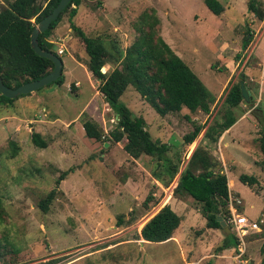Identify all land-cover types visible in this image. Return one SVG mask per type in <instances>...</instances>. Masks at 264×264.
<instances>
[{
  "label": "rangeland",
  "instance_id": "1",
  "mask_svg": "<svg viewBox=\"0 0 264 264\" xmlns=\"http://www.w3.org/2000/svg\"><path fill=\"white\" fill-rule=\"evenodd\" d=\"M125 1L82 0L71 21L86 36L124 50L137 37L134 22L152 9L142 4L125 8ZM217 1L224 8L219 16L208 10L204 0H157L160 8H154L161 21L158 34L215 96L210 115L182 109L161 117L131 86L120 102L133 116L144 117L153 140L169 146L167 158L172 163L179 159L178 175L200 146L214 160L215 171L226 174L229 197L241 200L238 212L253 221L264 220V157L259 149L264 121L258 122L264 116V55H258L264 49V18L258 20L247 12L249 0ZM258 1L264 11V0ZM69 21L65 13L49 37L55 52V42L63 40V84L0 105V264L50 260L55 264H259L264 256V223L243 243L238 241L243 245L241 257L238 245L216 252L226 235L235 237L230 213L229 234L223 229H207L200 206L188 196H174L173 179L167 185L155 180L156 176L168 180L160 167L165 157L158 161L143 155L134 160L123 150L124 142H96L85 137L83 113L104 134L113 129L116 117L87 70L83 44ZM246 37L251 42L247 57L241 50ZM259 42L253 52L251 48ZM115 67L106 64L101 72ZM242 72L251 99L235 111L237 120L245 118L240 124L244 126L232 131L235 142L225 148L203 138L207 143L196 145L211 119L221 117L229 85L240 82ZM194 125L204 128L194 143L184 145L182 138ZM34 132L47 143L45 149L31 143ZM13 145L18 148L16 154ZM66 170L71 172L56 185ZM241 175L253 176L258 183L243 184ZM53 189L55 199L44 213L38 203ZM150 194L153 199L145 207ZM168 197V205L184 221L178 232L180 245L171 239L165 245L145 244L138 232Z\"/></svg>",
  "mask_w": 264,
  "mask_h": 264
},
{
  "label": "trees",
  "instance_id": "2",
  "mask_svg": "<svg viewBox=\"0 0 264 264\" xmlns=\"http://www.w3.org/2000/svg\"><path fill=\"white\" fill-rule=\"evenodd\" d=\"M59 1L5 0L0 5V78L6 87L17 88L28 82L39 80L53 70V63L39 57L31 48L30 35L39 21L48 15ZM81 3L82 0H72L57 20L38 36V45L42 50L56 54L53 44L49 42V37L60 23L62 16L68 13L70 28L83 44L87 55V70L99 83L98 92L116 117L113 129L104 134L101 126L88 114L83 113L81 125L85 137L96 142L102 139H105V143L124 142L123 150L134 160L143 155L156 157L158 161L165 157L166 164L162 163L160 167L168 180L166 182L161 176H156L155 180L167 185L178 171L179 159L176 163H172L167 158L169 146L151 138L144 117L133 116L131 111L120 102L121 96L131 86L139 97L161 117L180 113L182 109L189 113L199 111L208 116L216 101L215 96L158 34L160 20L154 8L142 12L134 22L133 27L137 37L130 46L122 50L113 43L109 47L101 38L86 36L71 21L77 14ZM204 4L216 16L224 11L217 0H204ZM247 12L253 14L258 20L264 18V11L258 0L248 1ZM249 42L250 38L246 37L242 43V50L248 46ZM106 64H114L116 67L109 72L102 73L101 69ZM239 77L240 82L246 79L243 72ZM63 82L64 76L61 74L58 80L44 88L61 86ZM240 82L229 85L222 102L221 117L214 116L211 119L203 138L216 143L219 137L237 121L235 111L243 102ZM23 96L25 95L19 97ZM15 99L0 95V105L12 103ZM263 121L264 116L262 115L261 121L258 119V122L260 124ZM203 128V125H194L193 130L183 136V144H192ZM261 130L259 149L264 157V129L261 128ZM30 139L36 148L45 149L47 147V143L39 133H31ZM17 150L18 148L13 145V154H16ZM215 169L216 164L210 154L198 146L180 173L177 186L173 191L174 196H188L200 206V213L207 229H223L220 222L227 223L229 218L227 177L221 170L215 171ZM70 172L71 170L62 172L56 180V185ZM239 180L249 185L258 183L255 177L247 175H241ZM55 196L56 190L53 189L39 201L38 208L47 213ZM152 199V195H148L144 206L147 207ZM1 221L0 215V223ZM180 222L181 218L169 205H165L143 225L139 237L149 243L166 242L173 237ZM121 223L122 217L119 218L118 225L120 226ZM237 245L238 240L233 235H226L215 251L222 252L236 248ZM2 255L0 244V258ZM37 264H55V260ZM259 264H264V256Z\"/></svg>",
  "mask_w": 264,
  "mask_h": 264
},
{
  "label": "water",
  "instance_id": "3",
  "mask_svg": "<svg viewBox=\"0 0 264 264\" xmlns=\"http://www.w3.org/2000/svg\"><path fill=\"white\" fill-rule=\"evenodd\" d=\"M71 1L72 0H60L57 6L48 15H46L39 21L30 35L31 48L39 57L50 60L54 66L53 70L39 80L28 82L14 89L6 87L3 84L2 79L0 78V95L8 99H15L21 95L34 93L37 90L46 87L47 85L55 82L60 78L63 70V63L60 57H58L53 52L42 50L38 45V36L41 33L45 32L50 27L52 22L57 20L62 11ZM240 91L243 101L245 103H248L251 99L250 91L247 90L243 82H240ZM220 225L225 230L226 234L230 233V230L226 226V222L221 221Z\"/></svg>",
  "mask_w": 264,
  "mask_h": 264
},
{
  "label": "built area",
  "instance_id": "4",
  "mask_svg": "<svg viewBox=\"0 0 264 264\" xmlns=\"http://www.w3.org/2000/svg\"><path fill=\"white\" fill-rule=\"evenodd\" d=\"M63 40H60V42H55L58 46L56 50L57 56H62L65 53L63 44ZM180 175V172H179ZM179 175L177 174L172 183L171 188L174 189L177 186ZM171 191V189L169 188ZM242 202L239 198H228V205H229V213L231 215L230 222L233 226V229L235 231V238L238 239L239 243H243L244 238H246L250 233L258 232L260 231V225L264 223V220L259 221H253L242 215L238 212L239 207L241 206ZM238 243V244H239ZM243 245H238L237 250L241 253L239 257L243 254Z\"/></svg>",
  "mask_w": 264,
  "mask_h": 264
},
{
  "label": "crops",
  "instance_id": "5",
  "mask_svg": "<svg viewBox=\"0 0 264 264\" xmlns=\"http://www.w3.org/2000/svg\"><path fill=\"white\" fill-rule=\"evenodd\" d=\"M114 1V0H113ZM134 2V0H126L125 1V8H132V6L134 5V6H141V4L142 5H144V8H160V6L158 5V2H157V0H140L139 2H136V4H134L133 3ZM141 2V3H140ZM115 3H119V2H115ZM106 5V3L105 4H103V6H105ZM224 12V11H223ZM156 13H157V11H156ZM159 18V17H158ZM160 20V19H159ZM160 23H161V21H160ZM251 44V42L248 44V46L244 49V50H242V47H241V50H242V53H243V56H245V57H247V51L249 50V45ZM260 45V42L259 43H257L256 44V46L255 47H253V48H251L252 49V51L254 52V50H256V48H258V46ZM171 48V47H170ZM250 49V50H251ZM175 54H176V52H175ZM262 54L264 55V49H263V51H262V53L261 54H258L259 55V57H260V55L262 56ZM177 55V54H176ZM259 57H257L260 61H261V59L259 58ZM63 63V62H62ZM257 64H259V61H258V63ZM63 67H64V64H63ZM248 90V89H247ZM249 91V90H248ZM245 120V118H243V116L242 117H240L235 123H234V125H232L228 130H226L221 136H220V138L218 139V143H217V145H223L225 148H227L228 146H229V143H234L235 141H234V135H233V130L236 128V127H240V126H244V125H240L241 124V122L242 121H244ZM204 135V134H203ZM203 135L198 139V141H197V144L196 145H199V143H201L202 141H204V139H203ZM194 143V142H193ZM203 143V142H202ZM204 143H207V141H204ZM198 146H196V148H197ZM195 148V149H196ZM212 153H215V150H213V152ZM177 175V174H176ZM175 175V176H176ZM226 175V174H225ZM156 182V184L159 186V183L157 182V181H155ZM172 192V191H171ZM169 197H171V195L169 196ZM169 197H168V199L163 203V205L165 206V205H168L169 204ZM163 206V207H164ZM172 209V208H171ZM173 210V209H172ZM174 211V210H173ZM149 220V219H148ZM184 221H183V219H181V222H180V226H179V228L177 229V231L174 233L175 235H173V237L171 238V240H174V242L176 243V244H178V245H180V243L178 242V237H179V230L180 229H182V227H183V223ZM146 223V222H145ZM138 235L140 236V231L138 232ZM141 238V237H140ZM145 244H148L149 242H146V241H144L143 239H141ZM170 240V239H169ZM168 240V241H169ZM168 241H166V242H163V243H159L158 245H165V244H167V243H169ZM155 244V243H154ZM226 250H229V249H226ZM223 251H225V250H223Z\"/></svg>",
  "mask_w": 264,
  "mask_h": 264
},
{
  "label": "clouds",
  "instance_id": "6",
  "mask_svg": "<svg viewBox=\"0 0 264 264\" xmlns=\"http://www.w3.org/2000/svg\"><path fill=\"white\" fill-rule=\"evenodd\" d=\"M57 55V54H56ZM59 57V56H58ZM177 174V173H176ZM175 177V176H174ZM174 179V178H173ZM176 188V187H175Z\"/></svg>",
  "mask_w": 264,
  "mask_h": 264
}]
</instances>
